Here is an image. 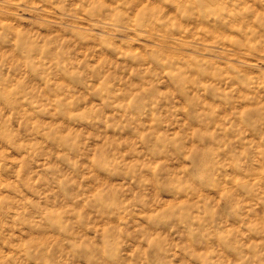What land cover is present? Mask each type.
Instances as JSON below:
<instances>
[{
  "label": "clouds",
  "instance_id": "1",
  "mask_svg": "<svg viewBox=\"0 0 264 264\" xmlns=\"http://www.w3.org/2000/svg\"><path fill=\"white\" fill-rule=\"evenodd\" d=\"M0 264H264V0H0Z\"/></svg>",
  "mask_w": 264,
  "mask_h": 264
}]
</instances>
